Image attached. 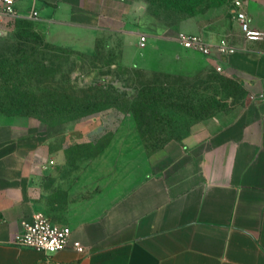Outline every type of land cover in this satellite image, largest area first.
<instances>
[{"label":"crops","instance_id":"1","mask_svg":"<svg viewBox=\"0 0 264 264\" xmlns=\"http://www.w3.org/2000/svg\"><path fill=\"white\" fill-rule=\"evenodd\" d=\"M15 1L20 12L39 13L55 45L93 53L112 37L125 44V65L147 70L175 71L185 53L180 34L201 35L213 46L226 42L227 55L202 56L240 85L247 101L208 119L203 142H172L148 157L145 175L128 187L120 167L105 175L70 169L69 150L110 134L117 112L60 133L32 118H6L0 122V264H264V38H246L232 0L171 27L143 1ZM243 10L251 27L264 32V0H243ZM142 34L149 36L143 49ZM36 213L69 226L71 241L86 251L48 255L17 247L22 222Z\"/></svg>","mask_w":264,"mask_h":264},{"label":"rangeland","instance_id":"2","mask_svg":"<svg viewBox=\"0 0 264 264\" xmlns=\"http://www.w3.org/2000/svg\"><path fill=\"white\" fill-rule=\"evenodd\" d=\"M131 1H143L171 27L225 0ZM0 29V122L24 115L60 133L117 112L118 126L110 134L95 144L73 146L69 157L73 171L105 175L120 167L126 172L123 187L142 179L148 157L172 142H203L208 119L247 101L240 85L186 49L179 66L167 73L125 65V44L118 45L112 37L102 38L95 52L85 53L55 45L37 20L7 19ZM78 157L83 163L76 162Z\"/></svg>","mask_w":264,"mask_h":264},{"label":"built area","instance_id":"3","mask_svg":"<svg viewBox=\"0 0 264 264\" xmlns=\"http://www.w3.org/2000/svg\"><path fill=\"white\" fill-rule=\"evenodd\" d=\"M236 9L237 20L241 29L249 40H261L264 38V32L254 30L251 27L248 15L243 10V0H232ZM39 13L36 10L28 13H22L17 10L15 0H0V25L7 19H25L38 20ZM3 31L0 29V33ZM149 36L142 34L140 36L139 46L145 48L148 44ZM180 45L187 50L195 51L203 56H224L227 55L232 47L226 42L213 46L201 35L180 34L178 37ZM23 230L15 236L14 244L17 247L31 249L53 255L67 248H73L81 253L86 249L80 242H72V229L66 225L53 223L43 213L33 215L32 221L22 222Z\"/></svg>","mask_w":264,"mask_h":264},{"label":"trees","instance_id":"4","mask_svg":"<svg viewBox=\"0 0 264 264\" xmlns=\"http://www.w3.org/2000/svg\"><path fill=\"white\" fill-rule=\"evenodd\" d=\"M24 83H22V85H23ZM20 95H23V94H20ZM15 116H24V115H15Z\"/></svg>","mask_w":264,"mask_h":264}]
</instances>
